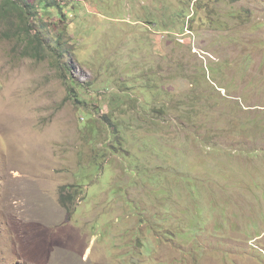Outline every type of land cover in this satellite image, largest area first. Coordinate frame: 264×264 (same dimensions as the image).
Instances as JSON below:
<instances>
[{
	"label": "rangeland",
	"instance_id": "374dc122",
	"mask_svg": "<svg viewBox=\"0 0 264 264\" xmlns=\"http://www.w3.org/2000/svg\"><path fill=\"white\" fill-rule=\"evenodd\" d=\"M15 1L34 29L0 0V264H264V0Z\"/></svg>",
	"mask_w": 264,
	"mask_h": 264
},
{
	"label": "trees",
	"instance_id": "16d2710c",
	"mask_svg": "<svg viewBox=\"0 0 264 264\" xmlns=\"http://www.w3.org/2000/svg\"><path fill=\"white\" fill-rule=\"evenodd\" d=\"M201 1H203V0H201ZM229 1H234L233 3H236V2H240L242 0H229ZM6 5L9 7L8 13H10V11L18 13V15L21 19V23L25 24L24 27L25 28L27 27L28 31H31L32 29H34L33 26L30 25V22L27 20L28 18L25 17L28 14L27 8L29 7V5L24 4V6H21L15 0H6ZM199 5H200V2H199ZM41 7L43 8V11H50V8L55 12H58L59 10H63V6L61 4L49 6V5H47V1H45V0L41 4ZM194 17H195V15H194ZM193 20H194V18H193ZM151 21L152 22H150V23L152 25H154L155 19H152ZM36 40H37V49H40L43 45L41 44L39 37H37ZM156 80H158V79L155 77H151V76H148L146 78H141V93L143 95V100H144L143 103L141 104V110H143L145 112H149V113L155 111L156 113L160 114L163 111H161L160 108L156 105V102H157V99H164L165 95L161 92L160 87L157 86ZM159 84L160 83H158V85ZM129 85H132V83H130ZM103 90L105 91V94L100 96L101 100H105V102L109 105L110 108L114 109L116 107H119L123 103V100L120 99L119 97L121 96V98H122V96H124V95L121 92H118L115 88L113 90H111L110 88H104ZM116 93H118V95ZM85 103L88 104V101H85ZM81 113L85 116L86 120L92 118L91 113H85L84 111H81ZM105 117H106V119H108L107 116H105ZM86 124H89V122ZM150 139L152 140V138H150ZM94 171H95V169H94ZM94 171L92 172V174H94ZM141 173H143V172H141ZM70 188L71 187H68V189H70ZM118 192H120V190L116 191V193H118ZM64 196L68 197L65 194V189L62 190L61 202L64 206H68V203L71 201V199L78 198L77 197L78 192L76 190V192L69 194V196H72L71 199H67ZM147 249H149L148 246H147Z\"/></svg>",
	"mask_w": 264,
	"mask_h": 264
},
{
	"label": "clouds",
	"instance_id": "9594fccd",
	"mask_svg": "<svg viewBox=\"0 0 264 264\" xmlns=\"http://www.w3.org/2000/svg\"><path fill=\"white\" fill-rule=\"evenodd\" d=\"M76 187V186H75ZM78 187H80V186H78ZM50 248L52 249V247L50 246Z\"/></svg>",
	"mask_w": 264,
	"mask_h": 264
}]
</instances>
